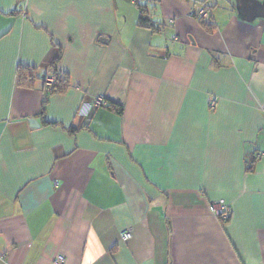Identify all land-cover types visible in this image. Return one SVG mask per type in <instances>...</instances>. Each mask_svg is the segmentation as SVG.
Here are the masks:
<instances>
[{
  "label": "crops",
  "instance_id": "obj_1",
  "mask_svg": "<svg viewBox=\"0 0 264 264\" xmlns=\"http://www.w3.org/2000/svg\"><path fill=\"white\" fill-rule=\"evenodd\" d=\"M150 1L0 0V264H264V17Z\"/></svg>",
  "mask_w": 264,
  "mask_h": 264
},
{
  "label": "trees",
  "instance_id": "obj_2",
  "mask_svg": "<svg viewBox=\"0 0 264 264\" xmlns=\"http://www.w3.org/2000/svg\"><path fill=\"white\" fill-rule=\"evenodd\" d=\"M158 0H152L150 2H157ZM134 3L136 5V8L139 11V20H140V24L141 26H145V27H151V23L149 22V20L146 17L147 14V5H143L141 4L140 0H134ZM212 19V18H211ZM199 22L202 24V26L208 30L211 31L213 30L214 26L211 23L212 21H207L204 22L202 20L199 19ZM48 77H52V79L54 80V85L53 87L49 90L47 88V79ZM37 80H43L44 81V85H45V98L47 101V98L53 94H57V93H64L68 86H69V79L66 75L59 73L56 69L53 71V74L51 75H45L44 77L40 76L37 74V72L34 69H31L29 67H23L20 66L18 68L17 71V84L19 87H23V88H28V89H32L34 87V84ZM46 103V102H45ZM119 114L122 113V108L121 106H114L111 105ZM45 111V104L42 107L41 110V114H43ZM71 131H74L73 129H71ZM255 158H259L257 155H255ZM254 156H252L250 158V160L248 161V164L250 165L249 168L247 169L248 172H251V170L253 169V164L255 163V159ZM227 221L223 222L226 223Z\"/></svg>",
  "mask_w": 264,
  "mask_h": 264
},
{
  "label": "built area",
  "instance_id": "obj_3",
  "mask_svg": "<svg viewBox=\"0 0 264 264\" xmlns=\"http://www.w3.org/2000/svg\"><path fill=\"white\" fill-rule=\"evenodd\" d=\"M196 17L204 22L210 21L212 17L210 8H208L206 5H202L201 9L197 11ZM46 84L49 90L53 87L54 80L52 79V77H48ZM103 104H104V99L101 97L98 98L96 101V105L101 106ZM257 156L259 158H262L264 157V153H259L257 154ZM209 209L211 214L222 222L228 221L232 212L231 207L222 202L211 203ZM122 238L123 239L131 238V233L127 232L122 234ZM56 264H65V258L63 256H59L56 259Z\"/></svg>",
  "mask_w": 264,
  "mask_h": 264
},
{
  "label": "water",
  "instance_id": "obj_4",
  "mask_svg": "<svg viewBox=\"0 0 264 264\" xmlns=\"http://www.w3.org/2000/svg\"><path fill=\"white\" fill-rule=\"evenodd\" d=\"M243 4L244 5L242 6V10L244 11V13H246V15L248 16V19H251L254 14L264 17V4L262 5L259 2L255 1L251 3V8H248L247 5L249 4V2L247 0H244ZM30 123L31 124L36 123V125H38V123L34 120H31Z\"/></svg>",
  "mask_w": 264,
  "mask_h": 264
}]
</instances>
